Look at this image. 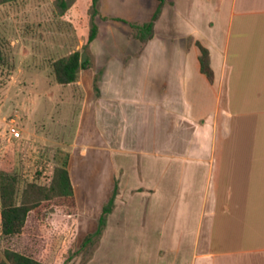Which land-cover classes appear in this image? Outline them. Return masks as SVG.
<instances>
[{
  "label": "crops",
  "instance_id": "obj_1",
  "mask_svg": "<svg viewBox=\"0 0 264 264\" xmlns=\"http://www.w3.org/2000/svg\"><path fill=\"white\" fill-rule=\"evenodd\" d=\"M158 4L99 0L89 45L98 90L80 117L87 107L96 121L108 98L113 181L130 170L118 155L141 177L127 184L126 204L139 196L142 213L123 225L127 237L145 245L139 264H264V0H167L141 47L129 22L149 21ZM114 32L126 45L109 42Z\"/></svg>",
  "mask_w": 264,
  "mask_h": 264
},
{
  "label": "rangeland",
  "instance_id": "obj_2",
  "mask_svg": "<svg viewBox=\"0 0 264 264\" xmlns=\"http://www.w3.org/2000/svg\"><path fill=\"white\" fill-rule=\"evenodd\" d=\"M95 22L90 0H17L0 5V171L18 175L19 202L27 183L49 186L55 167L66 161L68 169L71 154L69 176L77 206L72 217L57 208L48 209L43 219L31 212L22 232L11 236L2 233L0 214L1 253L12 249L47 264H61L69 255L72 259L67 264L140 263L145 245L132 243L127 230L133 229L123 226L127 221H142L139 196L136 204L125 202L127 184L141 179L139 169L136 175L129 158L118 155V163L124 168L130 165V170L113 181L107 149L111 135L108 98L96 121L91 108L86 107L87 113L80 117L85 97L92 102L93 86H97L91 80L94 56L87 43ZM109 42L126 45L121 32H114ZM75 50L89 59V68L80 70L73 83H57L53 61ZM106 52L115 57L119 50L110 47ZM13 127L18 137L11 132ZM112 186L118 190L113 203L121 194L117 209L105 217L109 228L103 242L98 249L96 243L79 250L84 235L96 228Z\"/></svg>",
  "mask_w": 264,
  "mask_h": 264
},
{
  "label": "trees",
  "instance_id": "obj_3",
  "mask_svg": "<svg viewBox=\"0 0 264 264\" xmlns=\"http://www.w3.org/2000/svg\"><path fill=\"white\" fill-rule=\"evenodd\" d=\"M17 0H0L1 4L11 3ZM93 14H98V1L90 0ZM167 0H159V4L151 19L147 22H129L131 35L144 46L154 35V24ZM63 3V2H62ZM116 20H122L115 18ZM97 34L96 25L89 30L87 43L90 44ZM200 54L198 56L200 71L212 81L213 71L210 67L209 51L199 42ZM89 59H83L79 50L55 59L52 63L54 78L59 84H70L77 80L80 70L89 68ZM97 91V86L94 85ZM19 177L13 172L0 171V214L1 231L4 235L11 236L22 232L29 213H34L38 218L43 219L45 212L50 208H57L68 217L76 214L77 206L73 186L67 169V162L62 166L55 167L49 186H39L35 183H27L22 190L21 199L18 202ZM117 191L116 186L112 190L110 199L103 205L98 218V225L95 231L87 233L81 240L79 250L86 247L92 248L98 241L105 223L106 215L111 211L112 197ZM72 259L69 255L61 264H67ZM0 264H47L32 256L21 252L5 249L0 252ZM84 264V263H81Z\"/></svg>",
  "mask_w": 264,
  "mask_h": 264
},
{
  "label": "built area",
  "instance_id": "obj_4",
  "mask_svg": "<svg viewBox=\"0 0 264 264\" xmlns=\"http://www.w3.org/2000/svg\"><path fill=\"white\" fill-rule=\"evenodd\" d=\"M11 132H13L14 136L16 137L20 135L19 131H17L14 127L12 128Z\"/></svg>",
  "mask_w": 264,
  "mask_h": 264
}]
</instances>
